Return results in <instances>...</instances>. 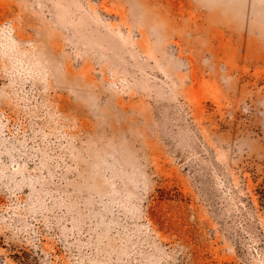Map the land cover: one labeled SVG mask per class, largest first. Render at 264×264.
<instances>
[{
  "label": "rangeland",
  "instance_id": "obj_1",
  "mask_svg": "<svg viewBox=\"0 0 264 264\" xmlns=\"http://www.w3.org/2000/svg\"><path fill=\"white\" fill-rule=\"evenodd\" d=\"M0 264H264V0H0Z\"/></svg>",
  "mask_w": 264,
  "mask_h": 264
}]
</instances>
